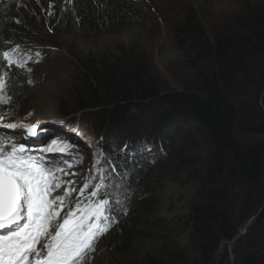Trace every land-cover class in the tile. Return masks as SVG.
Instances as JSON below:
<instances>
[{
    "label": "trees",
    "instance_id": "obj_1",
    "mask_svg": "<svg viewBox=\"0 0 264 264\" xmlns=\"http://www.w3.org/2000/svg\"><path fill=\"white\" fill-rule=\"evenodd\" d=\"M136 1L0 0V75L10 100L1 111L16 116L30 92L22 68L9 66L4 54L48 44L40 33L48 10L55 37L75 31L88 39L144 21L145 8ZM235 2L237 15L218 36L199 21L180 19L171 27L183 69L173 79L176 90L133 48H120L114 59L75 58L70 109L94 123L105 184L124 190L119 205L110 201L116 232L109 251L121 258L134 241L149 243L132 264H264L256 245L238 252L251 231L261 228L264 236V0ZM163 161L180 191L170 229L158 221L165 208L149 178ZM109 193L101 189L97 198Z\"/></svg>",
    "mask_w": 264,
    "mask_h": 264
},
{
    "label": "rangeland",
    "instance_id": "obj_2",
    "mask_svg": "<svg viewBox=\"0 0 264 264\" xmlns=\"http://www.w3.org/2000/svg\"><path fill=\"white\" fill-rule=\"evenodd\" d=\"M237 1L242 2L243 0ZM136 2L145 8L144 21L137 25H125L123 29L113 35L102 34L88 39L80 38L75 31L64 39L55 37L49 23L51 10H48L45 22L41 23L42 29H40L41 34L43 32L47 34L45 38L48 40V44L21 48L15 52L16 56L24 58L22 71L30 92L19 107L18 114L13 117L5 114L3 115L5 119L0 123L35 125L36 135L29 136L24 128H18L12 132L0 127V137H3L7 132L10 140L18 141L26 147L28 154L41 161L47 160L53 164H59L68 172L76 173L75 176L64 177L66 180L74 181L72 187L76 189V192L65 199V206L60 212L59 218L52 222L49 231L53 235L68 211L75 209L80 187L85 182L90 185L84 195V203H87L90 191L95 188L94 184L105 175V166L102 163L101 155H99L102 152L101 147L95 141L97 134L94 131V123L87 119L82 110L72 112L74 110L70 109L73 104L72 99L75 100L76 96L72 95L73 91L70 90V87H72L73 79L78 78L75 58L84 59V57L90 56L89 58L95 61L114 59L120 48H123V51L133 48L141 51L150 61V72L155 77L163 80L171 89L176 90L178 86L173 82V79L179 78L183 70L181 57L170 34L171 27H178L176 20L199 21L209 33L218 36L223 32L224 27L230 24L232 17L237 15V4L233 3L234 0H137ZM67 14L71 16L72 11L68 10ZM174 18H176L175 21ZM16 62H20L19 59ZM0 77L5 83V78L1 75ZM75 86L77 91L74 93L80 92L81 85ZM3 94L8 97L6 83ZM70 94L72 98H70ZM6 104H0V107ZM31 117L38 121L34 123L24 121ZM125 128H129L128 124H125ZM53 141L56 142L57 149L63 148L65 143L74 147L64 148L62 153L59 151L47 153L45 149L53 146ZM165 163L152 169L149 178L156 181L155 189L158 190L156 197L161 202L160 206L165 208L161 211L158 221L164 228L170 229L173 224L169 225L167 221L171 222L176 216V212L179 213L180 207L177 206L176 200L180 191L170 184L167 176L170 169L163 168ZM69 164L72 167H68ZM98 169L100 171H97ZM119 185L116 187H120L118 190L123 193L124 190ZM62 194L63 188L53 195ZM120 201L121 193L115 198L116 204H119ZM115 228H109L106 233L97 238L94 251L86 253L82 264H132L141 259L149 244L145 239L134 241L127 256L120 258L117 254L110 253V238L115 234ZM146 228L147 226L144 225L142 232ZM43 242L42 240L41 245ZM252 244L256 245L258 249H262L264 255L263 229H255L249 236L241 240L238 243V252L247 251V248ZM234 245H236L235 242L228 245L231 251L234 249H232ZM230 258L233 260L232 254Z\"/></svg>",
    "mask_w": 264,
    "mask_h": 264
},
{
    "label": "snow or ice",
    "instance_id": "obj_3",
    "mask_svg": "<svg viewBox=\"0 0 264 264\" xmlns=\"http://www.w3.org/2000/svg\"><path fill=\"white\" fill-rule=\"evenodd\" d=\"M4 56L9 66L16 63L9 53ZM4 88L0 77V104L10 102L3 94ZM4 119L0 114V121ZM0 127L12 132L24 128L29 136L36 135L35 126L31 125L0 123ZM55 144L53 141V146L45 151L62 153L64 148L74 147L65 143L57 149ZM75 175L59 164L28 154L26 147L10 140L7 132L0 137V264H82L86 253L94 251L96 239L109 230L111 223L110 200L103 196L95 199L103 184H96L84 203L85 191L90 187L85 182L78 191L75 209L68 211L54 235L49 231L52 222L59 218L65 199L76 192L74 181L64 177ZM61 188L62 195H53Z\"/></svg>",
    "mask_w": 264,
    "mask_h": 264
},
{
    "label": "water",
    "instance_id": "obj_4",
    "mask_svg": "<svg viewBox=\"0 0 264 264\" xmlns=\"http://www.w3.org/2000/svg\"><path fill=\"white\" fill-rule=\"evenodd\" d=\"M22 119H24V118H22ZM24 121L27 122V123H31V122L34 123L35 121H38V120L35 119L34 117H31V118H26V120H24ZM254 218H255V217H253V218H251V219L249 220V222L247 223V225L244 227V230H242L236 238H238L239 236H241L242 234L245 233L246 228L250 225V223L254 220ZM236 238H235V239H236ZM235 239H234V240H235Z\"/></svg>",
    "mask_w": 264,
    "mask_h": 264
}]
</instances>
